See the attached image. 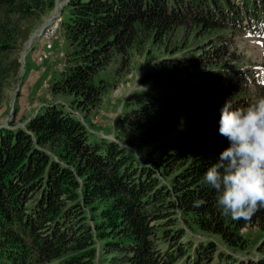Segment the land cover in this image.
Here are the masks:
<instances>
[{
  "label": "trees",
  "instance_id": "16d2710c",
  "mask_svg": "<svg viewBox=\"0 0 264 264\" xmlns=\"http://www.w3.org/2000/svg\"><path fill=\"white\" fill-rule=\"evenodd\" d=\"M54 3L0 0V97L19 68L26 20ZM187 24L215 36L228 25L263 33L264 0H68L60 21L66 66L51 89L89 107L103 90L95 75L115 53L126 57L149 42L168 43L170 55L143 73L163 87L144 92L126 141L140 146L188 115L190 122L139 155L115 139L90 140L83 121L61 103L41 106L22 126H0V264H264V238L257 258L226 249L244 247L246 224L264 230V209L233 220L202 180L229 146L219 133L222 105L253 101L264 73L217 65L228 52L217 36L206 54L176 55L175 31ZM179 68L185 75L169 80ZM184 224L227 247L195 237Z\"/></svg>",
  "mask_w": 264,
  "mask_h": 264
},
{
  "label": "rangeland",
  "instance_id": "374dc122",
  "mask_svg": "<svg viewBox=\"0 0 264 264\" xmlns=\"http://www.w3.org/2000/svg\"><path fill=\"white\" fill-rule=\"evenodd\" d=\"M67 2L68 0H55L53 7L41 17L26 20L25 24L30 29L17 51L19 68L5 79L3 93L0 97V126H22L29 116L41 106L53 102L61 103L83 121L90 131V140L94 141L100 137L115 139L123 145H128L139 155L141 151L151 148L161 139H167L190 122L188 115L160 138L140 146L129 145L126 141V136L133 133L134 111L144 97V92H153L163 87V85L155 86L149 80H143V73L152 64L170 55L172 47L168 43L163 46L161 43L149 42L145 45L143 52L130 50L126 57L121 53H115L108 64L95 75V80L102 84L103 90L96 103L89 107H78L73 103L72 95L53 91L50 86L52 80L58 77L66 66L68 46L60 21ZM49 21L54 22L56 26L53 27V39L49 41L51 50L47 51L41 39V30H48L47 22ZM222 31L224 33L216 37L215 32L210 33L191 24L183 25L175 31L178 44L174 51L176 55L181 53L185 56H191L193 53L196 56L203 55L212 48L210 47L211 39L216 37L218 42L221 39L226 41L228 47V52L217 65L253 67L264 73V36L245 28H234L232 25H228ZM223 34H227L225 39L221 36ZM213 43L216 44V41L214 40ZM39 54L45 56L40 59ZM21 55H23L22 61L19 60ZM180 70L179 73L169 75L171 77L168 79L176 81L185 75L186 69L181 68ZM260 87L264 88V83H261ZM251 88L255 89V85L252 84ZM256 92L259 93L253 96L254 99L259 94H264V89L260 88ZM164 179L167 181L166 177ZM184 227L192 230L195 237L209 238L220 247H227L215 235L190 229L186 224ZM241 232L248 241L244 247L235 250L228 247L226 249L240 259L261 256L263 251L259 250L258 245L264 238V230L257 224L248 223L241 227ZM98 264L106 263L99 261Z\"/></svg>",
  "mask_w": 264,
  "mask_h": 264
},
{
  "label": "clouds",
  "instance_id": "9594fccd",
  "mask_svg": "<svg viewBox=\"0 0 264 264\" xmlns=\"http://www.w3.org/2000/svg\"><path fill=\"white\" fill-rule=\"evenodd\" d=\"M219 133L229 146L207 167L203 183L233 220H250L264 209V96L246 106L228 100L220 109ZM194 206H201L194 201Z\"/></svg>",
  "mask_w": 264,
  "mask_h": 264
},
{
  "label": "built area",
  "instance_id": "2783aa9c",
  "mask_svg": "<svg viewBox=\"0 0 264 264\" xmlns=\"http://www.w3.org/2000/svg\"><path fill=\"white\" fill-rule=\"evenodd\" d=\"M48 23V30H41L42 40L44 41L45 50L50 51L49 49V41L53 39V26L54 22H47ZM45 56V55H44ZM42 54H39V58L42 59L44 57Z\"/></svg>",
  "mask_w": 264,
  "mask_h": 264
},
{
  "label": "water",
  "instance_id": "95a60500",
  "mask_svg": "<svg viewBox=\"0 0 264 264\" xmlns=\"http://www.w3.org/2000/svg\"><path fill=\"white\" fill-rule=\"evenodd\" d=\"M23 55L20 56L19 60L22 61Z\"/></svg>",
  "mask_w": 264,
  "mask_h": 264
},
{
  "label": "bare ground",
  "instance_id": "6f19581e",
  "mask_svg": "<svg viewBox=\"0 0 264 264\" xmlns=\"http://www.w3.org/2000/svg\"><path fill=\"white\" fill-rule=\"evenodd\" d=\"M56 25L54 24V26L53 27H55Z\"/></svg>",
  "mask_w": 264,
  "mask_h": 264
}]
</instances>
